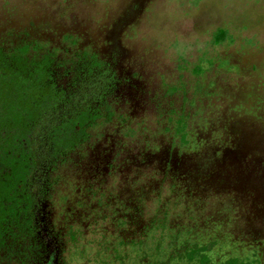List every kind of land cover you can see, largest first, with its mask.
Here are the masks:
<instances>
[{"label":"rangeland","instance_id":"374dc122","mask_svg":"<svg viewBox=\"0 0 264 264\" xmlns=\"http://www.w3.org/2000/svg\"><path fill=\"white\" fill-rule=\"evenodd\" d=\"M226 1L234 31L244 38L241 48L264 37V2ZM74 3L0 0V264L38 263L42 244L34 204L41 195L47 221L63 243V264H264V243L256 236L240 241L228 231L223 212L217 221L205 220L196 178L172 176L175 163L164 161V149L154 144L165 136L163 126L181 116L192 124L201 111L203 91L213 88L209 78L219 72L205 49L198 67L175 65L173 51H157L154 63L141 67L152 89L148 112L133 113L120 104L126 99L117 101L108 81L102 98L97 94L51 131L53 157L41 169L42 194L28 191V181L40 174L33 166L29 128L43 101L31 87L51 96L53 111L63 114L72 93L111 69L105 65L106 47H84V33L94 29L96 18H82ZM213 3L216 16L223 17V2ZM243 31L248 33L242 36ZM226 52V68L246 73L252 60L264 69V48L234 45ZM218 84L224 85L220 79ZM135 118L144 126L128 128ZM143 136L156 141L144 143ZM256 165L249 171L264 172V163Z\"/></svg>","mask_w":264,"mask_h":264},{"label":"flooded vegetation","instance_id":"af4514ba","mask_svg":"<svg viewBox=\"0 0 264 264\" xmlns=\"http://www.w3.org/2000/svg\"><path fill=\"white\" fill-rule=\"evenodd\" d=\"M86 1L75 0L74 8L82 18L93 22L96 17L85 8ZM137 13L136 6L130 9V14L123 12L115 18H96L94 29L84 33V47H95L97 51L106 47V53L110 52L105 65H110L111 69L106 67L93 82L72 93L61 109L63 114L53 111V119L48 125V140L53 137L51 131L66 122L78 111V107H86L87 102L93 101L99 93H102L99 97L102 98L109 88L108 81L113 83L112 93L119 97L117 101L126 99L120 104L126 103L133 113L149 111L147 97L151 96L152 89L148 87L145 80L147 74L141 67L149 65L151 60L138 59L135 42H126V38H133L126 29ZM110 34L111 40L108 37ZM249 82L252 81L240 80L236 84L221 86L213 75L208 84L213 88L203 91L206 98L202 97L195 125L187 123L181 116L173 125L163 126L165 136L158 137L159 141L154 144L164 149V161L175 163V168L170 171L172 176L176 179L196 178L197 190L204 196L201 207L207 210L205 220L217 221L223 212L228 231L237 233L240 241L249 243L256 236L259 239L256 241L264 243V172L249 171L250 168H257V163H264V88L262 83L255 87ZM89 89L92 93L82 95ZM196 91H200L199 82ZM137 120L135 118L132 122L130 119L128 128L144 126L141 120ZM168 127L173 128L171 134ZM143 137L144 143L156 141L153 136ZM144 148L145 152L146 144ZM35 157L41 160L38 153ZM43 166H46L44 162L41 169ZM35 194L39 195V189ZM43 197L38 196L37 205L34 204L37 208L34 212L35 231L42 244L37 264H63V243L57 230L47 221ZM38 205L40 207H36Z\"/></svg>","mask_w":264,"mask_h":264},{"label":"crops","instance_id":"0c3cea01","mask_svg":"<svg viewBox=\"0 0 264 264\" xmlns=\"http://www.w3.org/2000/svg\"><path fill=\"white\" fill-rule=\"evenodd\" d=\"M186 1L187 3L183 4L182 0H87L85 8L96 18H115L123 15V12L130 14V9L137 6L138 13L133 15L135 19L126 30L133 38L126 42L131 40L135 42L138 59H148L151 60L150 64H153L157 51H162L164 54L173 51L174 56H171V59L175 60V65L198 67L200 50L205 49L209 51L210 61L218 66L219 72L214 76L217 83L220 79L224 84L221 86L253 79L263 83L264 69L256 63L258 61L254 63L251 60L250 69L246 73L242 72V68V71L232 70L226 68L228 61L226 51L234 45H238L240 49L261 50L264 48V37H255L256 41L253 42L259 44L248 43L245 48H241L240 44L244 38L237 37V32L230 22L229 2L218 0L224 4L222 17L219 14L216 16L213 0ZM259 1L264 2V0ZM247 33L243 31L242 36ZM249 36L252 37L251 34ZM217 49L220 51L218 56L215 54ZM254 55L258 59V54ZM221 61H223L222 65ZM222 75L230 77L231 80H223ZM204 109L206 110L207 107L205 106ZM197 112L193 119H197L195 118ZM176 124L179 125L178 122ZM194 125L195 120L192 122V126Z\"/></svg>","mask_w":264,"mask_h":264},{"label":"trees","instance_id":"16d2710c","mask_svg":"<svg viewBox=\"0 0 264 264\" xmlns=\"http://www.w3.org/2000/svg\"><path fill=\"white\" fill-rule=\"evenodd\" d=\"M30 91H32L33 94L36 95V97L41 95V99L39 97V100H43L39 102L36 108H34V117L29 128L31 148L33 150L34 157L35 154L38 153V156H40L41 159L36 160L35 157L33 162L34 170L40 172L41 175L34 174L35 176L30 179L26 185L27 187L29 186L28 191H33L34 193L37 187L39 189V194L41 195V191H43L41 181L43 180L42 176H44V174H42L43 172L41 171L42 163L46 162L48 158L51 159L53 157V149H51V146L53 145L51 140H48V125L49 122L53 119V107L51 102H49L51 96H48V94L41 93V91L36 86H32ZM90 93H92L91 89L83 91L82 95H89ZM48 153L50 154L49 156L47 155ZM45 157L47 159L43 160V158L45 159Z\"/></svg>","mask_w":264,"mask_h":264}]
</instances>
